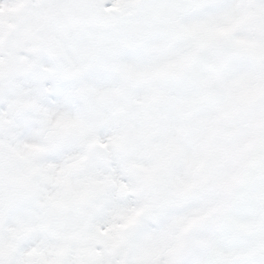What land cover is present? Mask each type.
I'll use <instances>...</instances> for the list:
<instances>
[{
	"label": "snow or ice",
	"instance_id": "6c2138e0",
	"mask_svg": "<svg viewBox=\"0 0 264 264\" xmlns=\"http://www.w3.org/2000/svg\"><path fill=\"white\" fill-rule=\"evenodd\" d=\"M0 264H264V0H0Z\"/></svg>",
	"mask_w": 264,
	"mask_h": 264
}]
</instances>
